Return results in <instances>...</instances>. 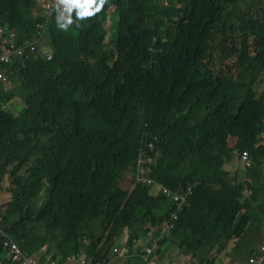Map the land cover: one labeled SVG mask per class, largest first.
Returning <instances> with one entry per match:
<instances>
[{"label": "trees", "instance_id": "trees-1", "mask_svg": "<svg viewBox=\"0 0 264 264\" xmlns=\"http://www.w3.org/2000/svg\"><path fill=\"white\" fill-rule=\"evenodd\" d=\"M41 12L38 0H0L19 47ZM72 13L67 30L58 11L48 26L52 60L39 47L1 61L0 264H19L8 238L38 264H148L152 239L156 264L173 251L180 264L248 261L264 218V0H105ZM236 154L245 168L231 176Z\"/></svg>", "mask_w": 264, "mask_h": 264}, {"label": "built area", "instance_id": "built-area-1", "mask_svg": "<svg viewBox=\"0 0 264 264\" xmlns=\"http://www.w3.org/2000/svg\"><path fill=\"white\" fill-rule=\"evenodd\" d=\"M39 6L41 8V15L43 17V21L38 24L39 32L37 35H35L32 39H30L26 45L24 46H16V33L10 32L8 33L6 28L0 24V43L2 44H8V49L5 52L3 56L0 57V82L3 81L7 85H10L11 82L7 80L6 74L4 73L2 67H1V61H7L12 62V60L15 57H23L28 54L29 51L36 52L37 49L41 46H44L45 44V37L46 32L48 29V26L55 16L56 12H62L63 11V5L59 3V0H38ZM65 16L68 15L66 12L63 13ZM72 19H73V13H71ZM49 60H52V55H48ZM241 158L244 161H247V153H243ZM144 162L143 159L140 160L139 164H142ZM139 171H143L141 165H139ZM138 180L145 181L143 177H140ZM163 194H167V189H162ZM191 194V190L188 189L185 195H179L175 194L173 196L174 203L178 205V208L182 206L184 202H186ZM177 219V213H174L171 215V219L169 221H166L164 224V232L168 233L173 227H174V221ZM159 240L160 239H152L148 242L147 245H142L143 248L140 249L141 253H144V259L147 261L148 264H156V257L155 254L157 250L159 249ZM136 247L139 245V242L135 243ZM140 248V247H139ZM4 249L7 251L8 256L11 257V259L14 262H17L19 264H38V262L35 259H29L21 252L20 247L18 244L10 240L9 238L4 242ZM256 253H254L247 263L242 262H236L234 264H264V246H259L256 248ZM114 253L119 254V257H125L128 255V250L123 249L120 252L118 250H114ZM151 257V259H149ZM69 262H74L76 264H93L90 260L89 262H86V257L83 255V257L79 260H76L75 258H72L69 260ZM100 264V263H95Z\"/></svg>", "mask_w": 264, "mask_h": 264}, {"label": "rangeland", "instance_id": "rangeland-1", "mask_svg": "<svg viewBox=\"0 0 264 264\" xmlns=\"http://www.w3.org/2000/svg\"><path fill=\"white\" fill-rule=\"evenodd\" d=\"M105 26L109 33V38H108L109 47L108 48L110 49V51H113L116 49L115 42L118 36V29H119V16L115 14L113 9L110 10V13L106 17ZM49 50H50V47H49V43L47 42L46 46L44 48L42 47V51L45 54ZM0 84H3L7 91L11 90V86L7 85L3 81H1ZM15 101L17 102L15 103ZM13 104H15V107L21 108L23 105V102L19 98L18 99L16 98L15 100H13ZM9 107L11 108L12 106H9ZM229 137H230L229 145L231 147H234L235 138L232 136H229ZM237 154L234 156V160L230 161V163H228L225 167L231 173V176H234L237 173L238 174L242 173L245 168ZM123 187L129 189L128 184H124ZM259 227L260 229L255 231L256 237L254 238V241H253V243H255L257 247L264 245V218L261 219ZM177 258H178L177 255H173V260L175 263L177 262ZM70 264H75V263L72 262ZM111 264H129V261L127 262V259L117 258V259H113Z\"/></svg>", "mask_w": 264, "mask_h": 264}, {"label": "clouds", "instance_id": "clouds-1", "mask_svg": "<svg viewBox=\"0 0 264 264\" xmlns=\"http://www.w3.org/2000/svg\"><path fill=\"white\" fill-rule=\"evenodd\" d=\"M104 2H105V0H59V3L61 5H63V11L58 12V14L56 16L57 28L60 30H67L68 29L69 25H71L73 23L71 13L73 12L74 9H75V16H76L77 20H79V19H82L86 16H91L96 12H99L100 9L103 7ZM64 12H66L68 15L65 16L63 14ZM46 44H47V41H46V37H45V44H44V46H41V50H42V47L44 48L46 46ZM42 53H43V51H42ZM50 54L52 55L51 50L46 52L44 55L46 57H48V55H50ZM48 59H49V57H48ZM52 59H53V55H52ZM10 259H11V257H10ZM11 261H13V260L11 259Z\"/></svg>", "mask_w": 264, "mask_h": 264}, {"label": "crops", "instance_id": "crops-1", "mask_svg": "<svg viewBox=\"0 0 264 264\" xmlns=\"http://www.w3.org/2000/svg\"><path fill=\"white\" fill-rule=\"evenodd\" d=\"M227 170V169H226ZM233 246V245H232ZM231 246V247H232ZM261 246H264V245H261ZM230 247V248H231ZM231 251H232V249H230L229 250V254H228V256H231ZM173 255H177V262L175 263L174 262V260H173ZM180 257L181 256H179L178 255V253L176 252V251H173V252H170V253H168L167 255L165 254V255H163L162 256V258H160L161 259V261H159V264H180ZM157 259H158V257H157ZM229 259H230V257L225 261V262H223L222 264H234V263H236V262H242V263H247V261H241L240 259H238L237 257L236 258H234L232 261H229Z\"/></svg>", "mask_w": 264, "mask_h": 264}, {"label": "bare ground", "instance_id": "bare-ground-1", "mask_svg": "<svg viewBox=\"0 0 264 264\" xmlns=\"http://www.w3.org/2000/svg\"><path fill=\"white\" fill-rule=\"evenodd\" d=\"M19 34V33H18ZM247 168V167H246Z\"/></svg>", "mask_w": 264, "mask_h": 264}]
</instances>
